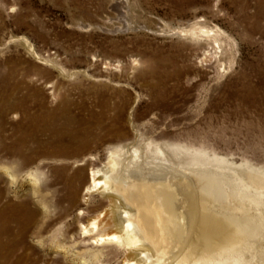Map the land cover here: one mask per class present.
Here are the masks:
<instances>
[{"label":"rangeland","instance_id":"rangeland-1","mask_svg":"<svg viewBox=\"0 0 264 264\" xmlns=\"http://www.w3.org/2000/svg\"><path fill=\"white\" fill-rule=\"evenodd\" d=\"M112 1L0 0V164L15 166L13 181L0 169V187L38 207L18 241L28 264H134L115 244H93L78 230L108 204L101 189L86 194L106 144L138 135L264 170V0H126L125 23ZM191 28L198 36L182 32ZM63 101L77 115L104 102L128 134L91 151L72 207L64 162L44 159L53 150L44 118ZM20 134L28 136L27 162L11 152ZM67 162L73 172L81 161ZM38 167L43 178L33 184L27 175Z\"/></svg>","mask_w":264,"mask_h":264},{"label":"bare ground","instance_id":"bare-ground-1","mask_svg":"<svg viewBox=\"0 0 264 264\" xmlns=\"http://www.w3.org/2000/svg\"><path fill=\"white\" fill-rule=\"evenodd\" d=\"M110 7L125 23L126 0H113ZM182 32L191 38L199 34L193 28ZM70 104L63 101L59 113L44 115V129L51 136L44 144L53 149L44 159L64 162L63 190L72 207L85 180L84 167H93L91 151L128 134L104 113V102L88 106L84 115L70 114ZM135 136L132 142L106 144L104 163L87 175L88 198L101 189L99 194L108 201L96 215L78 222L87 241L113 243L123 250L124 261L134 264H264V170L200 149ZM32 140L38 144L35 137ZM29 148L28 136L21 135L11 152L27 162L31 156L23 151ZM70 159L81 161L73 172ZM40 173L38 167L27 177L34 184ZM31 198L14 202L0 187V264L27 262L17 250L38 213Z\"/></svg>","mask_w":264,"mask_h":264},{"label":"snow or ice","instance_id":"snow-or-ice-1","mask_svg":"<svg viewBox=\"0 0 264 264\" xmlns=\"http://www.w3.org/2000/svg\"><path fill=\"white\" fill-rule=\"evenodd\" d=\"M133 63L135 64L136 62L133 61ZM15 166H6L3 164H0V169H2L6 174H8V177L10 180H14V176L11 174L12 173V168H14ZM41 178H43V173H40ZM97 187H99V185H97ZM112 240H115V237H111Z\"/></svg>","mask_w":264,"mask_h":264}]
</instances>
